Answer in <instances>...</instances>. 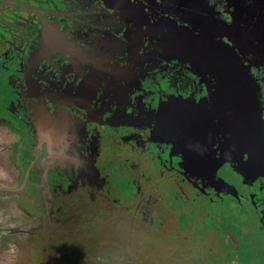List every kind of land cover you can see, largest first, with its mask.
Instances as JSON below:
<instances>
[{
    "label": "flooded vegetation",
    "instance_id": "flooded-vegetation-1",
    "mask_svg": "<svg viewBox=\"0 0 264 264\" xmlns=\"http://www.w3.org/2000/svg\"><path fill=\"white\" fill-rule=\"evenodd\" d=\"M259 4L0 0V264H264V153L195 38L236 30L264 116Z\"/></svg>",
    "mask_w": 264,
    "mask_h": 264
},
{
    "label": "water",
    "instance_id": "water-1",
    "mask_svg": "<svg viewBox=\"0 0 264 264\" xmlns=\"http://www.w3.org/2000/svg\"><path fill=\"white\" fill-rule=\"evenodd\" d=\"M258 1L260 22L264 23V0ZM233 16L234 20L238 17V15ZM235 22L236 27L238 20ZM228 27L230 28L231 25ZM260 28L262 37L256 44L255 51L258 55L264 56V28ZM236 37V30H232L231 35L228 32L221 33L220 29L216 33V29L211 26V31L208 28L202 34L195 35L201 44L198 45L200 51L197 58L200 59L201 66L206 61L210 71L215 72L214 76L217 77L216 88L219 91L211 94V97L214 96L217 99L213 101L215 103L220 102L219 96L224 98L222 100L223 110L218 118L227 126L229 134L230 130H234L233 136L231 134L228 137L227 146L233 148V152L236 151L235 148L238 149L239 145L242 146L243 153H248L250 159L257 162L264 153V116L261 94L256 83L254 86L248 77L249 69L239 54V46L234 40ZM222 86H224V91L221 94ZM202 103V106H205L207 100ZM176 104L182 106V102H176ZM239 130L241 137H239Z\"/></svg>",
    "mask_w": 264,
    "mask_h": 264
},
{
    "label": "rangeland",
    "instance_id": "rangeland-1",
    "mask_svg": "<svg viewBox=\"0 0 264 264\" xmlns=\"http://www.w3.org/2000/svg\"><path fill=\"white\" fill-rule=\"evenodd\" d=\"M121 188H125V185H126V183L123 181V182H121V183H119L118 184ZM253 233H244L242 236H240L239 238H240V242L242 243V250H247L248 248H249V246H248V238H252L253 236ZM130 242H133V241H130ZM140 242H137V243H134V245H133V247L134 248H132L131 250H132V252L134 253H136V256H137V259H138V261H139V264L141 263V264H154L155 263V254L157 253H155V250L154 251H152V252H150L149 253V249L147 250V251H145V252H147L149 255H144L143 253H141L142 255H143V257H141V256H138V254H137V252H138V250H140ZM154 252V253H153ZM160 253H161V251H160ZM164 254L166 255L167 253H165L164 251H163V256H164ZM136 262V261H135ZM180 264H184V262H179ZM179 263H177V264H179Z\"/></svg>",
    "mask_w": 264,
    "mask_h": 264
},
{
    "label": "snow or ice",
    "instance_id": "snow-or-ice-1",
    "mask_svg": "<svg viewBox=\"0 0 264 264\" xmlns=\"http://www.w3.org/2000/svg\"><path fill=\"white\" fill-rule=\"evenodd\" d=\"M205 95H207V93H205ZM241 156H243V153H241Z\"/></svg>",
    "mask_w": 264,
    "mask_h": 264
}]
</instances>
